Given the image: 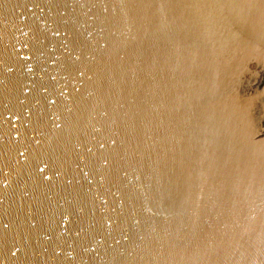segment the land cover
<instances>
[{"label": "water", "instance_id": "1", "mask_svg": "<svg viewBox=\"0 0 264 264\" xmlns=\"http://www.w3.org/2000/svg\"><path fill=\"white\" fill-rule=\"evenodd\" d=\"M0 264H264V0H0Z\"/></svg>", "mask_w": 264, "mask_h": 264}]
</instances>
